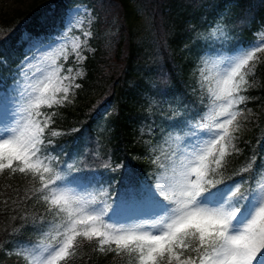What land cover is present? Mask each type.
<instances>
[{"label":"snow or ice","instance_id":"obj_1","mask_svg":"<svg viewBox=\"0 0 264 264\" xmlns=\"http://www.w3.org/2000/svg\"><path fill=\"white\" fill-rule=\"evenodd\" d=\"M226 4L239 6L238 0H221L216 7ZM58 19L59 24L55 14L44 19L40 31L33 32L27 41L28 51H43L56 43L47 41L51 30L65 24V14ZM209 27L207 38L197 40L201 53L208 56L216 52L218 40L228 41L226 27L219 22ZM84 36L91 37V32ZM239 45L237 41L234 47L243 51ZM81 47L75 46L77 54ZM261 51L264 42L243 55L226 58V63L208 61L217 68L223 66L214 77V87L206 90L220 110L213 108L215 115L210 123L205 122L201 115L204 109L192 100L188 102L192 107L186 105L169 119L168 128L154 139L162 140L165 147L171 141L175 148L165 155L164 162L153 155L151 179L142 178L134 167L118 166L125 170L120 176L121 195L114 206L95 195H80L87 192L88 185L99 184L97 177H102V172L69 165L68 171L74 175L68 181L58 170L63 165L50 158L56 148L54 139L49 138L55 113L49 115L41 109L70 103L69 94L80 85L63 86V82L74 81L82 71L73 76L69 68L70 75L57 77L55 83L51 76L46 82L37 80L35 73L26 75L33 56L25 57L8 76L0 75V174L19 173L38 181L34 194L26 197L45 209L32 217L34 230L46 236L45 227L54 225L51 242L37 243L16 254L27 264H67L83 239L95 244L101 253L126 255L129 264H264V181L255 182L252 164L232 176L224 175L229 157L240 153L235 133L240 131L239 105L246 99L241 93L255 67L249 64L258 60L256 53ZM83 59L77 56L78 62ZM0 64L7 66L6 61ZM203 81L211 83L207 76ZM169 91L162 89L161 94ZM195 92L194 88L193 95ZM66 134L52 132L51 136ZM70 183L76 187H68ZM49 215L53 220H48ZM21 219L27 223L28 214Z\"/></svg>","mask_w":264,"mask_h":264},{"label":"trees","instance_id":"obj_2","mask_svg":"<svg viewBox=\"0 0 264 264\" xmlns=\"http://www.w3.org/2000/svg\"><path fill=\"white\" fill-rule=\"evenodd\" d=\"M78 1L87 3L95 11L97 27H104L106 19L114 17L116 39L107 47L95 45L84 61L86 72L79 79L75 103L54 111V118L60 122L58 126L67 134L54 138L53 154L63 165L58 170L65 180L73 179L69 165L102 172L103 176L97 177L99 184L92 183L88 188L114 206L121 195L120 176L125 170L118 166L134 167L142 173V178L151 179L155 171L153 155H158L161 160L162 140L154 137L168 128V120L186 105L192 107L189 101L194 100L197 107L204 109L201 113L204 117L210 105L207 85L198 82L189 72L192 61L177 56L171 47L179 45L193 22L201 27L198 36L201 40V33L207 29L205 21L223 8L229 16L230 40L225 45L235 49L239 41V46H248L264 25V0H238L239 6L226 4L219 8L216 5L221 0H49L35 3L3 20L0 61H6L7 66L0 64V75L8 76L19 62L24 41L20 44L18 41L24 34L31 36L40 31L44 19L54 14L59 24V16H66L68 7ZM138 1H148L150 43L138 40L135 35ZM61 27L63 25L51 33ZM200 52L199 49L197 56ZM144 64L149 66L144 68ZM258 72L262 87L251 94L259 93L264 97V64L259 66ZM162 89L170 91L162 95ZM148 104L153 110H148ZM112 107L113 111L109 112ZM153 128L155 131L150 133ZM263 163L264 112L260 113L258 123L245 133L240 153L229 157L225 176H232L233 172L252 164L256 181L262 173ZM68 185L76 186L75 183ZM37 187L39 182L31 177L19 173L0 174V246L18 240L31 243L39 237H46L47 242H51L49 237L54 234V225L46 226L44 232L47 235L42 236L32 224V217L44 212V206L38 205L36 200L26 199ZM25 213L29 216L27 223L21 219ZM48 220L53 217L49 215ZM72 264H129V258L115 252L101 253L95 244L81 239Z\"/></svg>","mask_w":264,"mask_h":264},{"label":"rangeland","instance_id":"obj_3","mask_svg":"<svg viewBox=\"0 0 264 264\" xmlns=\"http://www.w3.org/2000/svg\"><path fill=\"white\" fill-rule=\"evenodd\" d=\"M47 1L49 0H0V30L3 27V20L5 18L15 16L19 11H23L31 7L35 3L42 4ZM138 2V18L137 22L134 23V25L137 26L135 35L138 40L150 43L152 42V31H150L151 19L149 17V9L147 3L148 1ZM77 8H79L80 11H76ZM96 16L97 15L95 11L87 3L82 1L72 3L67 9L65 24L63 25V27L59 28L56 32L51 33V36L48 38L47 43H52L53 41H56V43H52L51 48H47L43 51H39L35 48L32 49V51H28L27 41L29 40L30 36L24 34L22 40L18 41L19 44L24 41V44L20 51L21 56L18 63L24 60L25 57H35V59H32L30 61L28 65L30 71L27 72L26 75L30 77L35 73L37 74V80H43L45 82L47 81V78L51 76L53 82L55 83L57 77L70 75L68 69L71 68V75L75 76L79 71H82L83 75L77 77L74 81L65 80L63 82V86H67L69 83L80 85L79 79L83 77L86 72L84 61L87 55L94 51L95 45L107 47L116 39L117 22H115L114 17L107 18L104 27H97ZM228 20V11L224 8L216 15L210 16V18L205 21L207 29L203 30L200 39H206L207 33L211 30L209 26L216 25L217 22H219V26L226 27L228 29ZM68 21L71 22L69 23ZM200 30L201 27L199 26V23H191L188 31L184 32L185 36L183 40L179 43L178 46H172L171 51H173V53L177 56L180 55L182 58L192 61V63L188 67L189 72L195 77L198 82H203V84H206L207 88H209L210 86L214 87V77L217 75L218 71H221L223 69L222 65L220 68H217L214 63H209V60L216 61L217 59H220L224 60L226 63V58L243 55L247 51H252L254 46H261V42H264L263 25L256 33V38L252 43H250L246 47L239 46L242 47L243 51H237L236 48L229 49V47L225 45L226 42L218 40L215 46L216 52L212 53L210 56L204 55L200 52V54L197 56V52L200 49V45L197 43L198 36H200ZM87 32H91V37L86 38L84 36V33ZM227 36L228 40H230L229 31H227ZM77 44H82V47L80 48L78 54L75 51V46ZM221 44H223L222 47ZM78 55L84 57V59L80 62H78L77 60ZM256 56L258 57V60L254 59L249 64L250 68L253 65L255 67L248 73V83L245 86L246 90L241 93V95L246 98L245 102L240 104L238 109L242 112V114L238 115L237 117L240 124V131L238 133H235V135L238 137L236 143L239 149H241L242 147L245 133L258 123L260 113L264 112V97L259 93L251 94V91L258 90L262 87L261 75L258 72V69L260 65L264 64V51L256 53ZM146 66L149 65L144 64V68H146ZM204 76H207L208 81L211 83H205L203 81ZM32 83H36V81L33 80ZM57 86L60 85L57 84ZM77 89L78 88H73L71 93L69 94V100L71 101L70 103H66L62 106H55L51 109L45 107L41 110L51 115L52 113H54V111L59 110L60 107L70 105L73 102L75 103ZM105 107L107 108V105H105ZM147 108L148 110H153L151 104H148ZM213 108H215L216 110H220L219 104L213 103V101L211 100L210 105L205 113V122L210 123L211 117L215 115V112L212 111ZM113 109L114 108L112 107L109 112H112ZM59 123L60 122L53 117V122L50 125L49 129V138H55L51 136L52 132H63L62 128L58 126ZM174 148L175 145L172 144L171 141H169L167 147H165L163 143H161L160 154L162 162L165 161V155H170L171 151ZM50 158L54 161L60 160L53 154V152L50 153ZM226 173L227 172L224 171V175ZM262 181H264V169H262V173L255 182L259 183ZM67 186L70 188L76 187L73 185ZM88 194L95 195L99 199V194H97L92 188L87 187V192L80 193V195ZM35 239L37 241L31 243L18 240L0 246V264H27V261H25L23 257L17 255L16 253L25 251L26 248L33 247L37 243H48L46 237L45 239H43V237ZM72 258L68 260L67 263L72 264Z\"/></svg>","mask_w":264,"mask_h":264}]
</instances>
